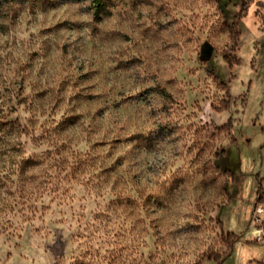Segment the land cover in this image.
<instances>
[{
    "label": "rangeland",
    "instance_id": "obj_1",
    "mask_svg": "<svg viewBox=\"0 0 264 264\" xmlns=\"http://www.w3.org/2000/svg\"><path fill=\"white\" fill-rule=\"evenodd\" d=\"M0 122V264H264V0H0Z\"/></svg>",
    "mask_w": 264,
    "mask_h": 264
},
{
    "label": "trees",
    "instance_id": "obj_2",
    "mask_svg": "<svg viewBox=\"0 0 264 264\" xmlns=\"http://www.w3.org/2000/svg\"><path fill=\"white\" fill-rule=\"evenodd\" d=\"M247 9H248V4L247 3L242 4L239 12L237 13L238 19L244 18L246 16ZM229 28L232 30V25L229 26ZM236 35L238 36V33H236ZM17 133H18V128L15 127L14 124L9 123V122L8 123L0 122V158L7 157L8 154H16L18 152L19 144L16 141L12 140L11 138V136H14V134L16 135ZM260 203L261 202L259 199V190H258L256 197H255V205L260 204ZM239 238H240L239 236L238 237L235 236V238L232 240V243L238 241ZM232 243L229 246L230 247L229 253L226 255V257H228L231 253ZM222 261L223 260H221L219 264H221Z\"/></svg>",
    "mask_w": 264,
    "mask_h": 264
},
{
    "label": "built area",
    "instance_id": "obj_3",
    "mask_svg": "<svg viewBox=\"0 0 264 264\" xmlns=\"http://www.w3.org/2000/svg\"><path fill=\"white\" fill-rule=\"evenodd\" d=\"M255 213L258 216L264 215V206L261 203L256 205V207H255Z\"/></svg>",
    "mask_w": 264,
    "mask_h": 264
},
{
    "label": "water",
    "instance_id": "obj_4",
    "mask_svg": "<svg viewBox=\"0 0 264 264\" xmlns=\"http://www.w3.org/2000/svg\"><path fill=\"white\" fill-rule=\"evenodd\" d=\"M209 58H210V52H207V54H206L204 60L207 61V60H209Z\"/></svg>",
    "mask_w": 264,
    "mask_h": 264
}]
</instances>
